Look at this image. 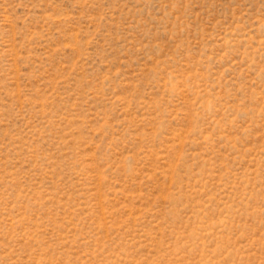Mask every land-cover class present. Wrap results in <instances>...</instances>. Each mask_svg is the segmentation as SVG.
Returning a JSON list of instances; mask_svg holds the SVG:
<instances>
[{
    "label": "rangeland",
    "instance_id": "1",
    "mask_svg": "<svg viewBox=\"0 0 264 264\" xmlns=\"http://www.w3.org/2000/svg\"><path fill=\"white\" fill-rule=\"evenodd\" d=\"M0 264H264V0H0Z\"/></svg>",
    "mask_w": 264,
    "mask_h": 264
}]
</instances>
